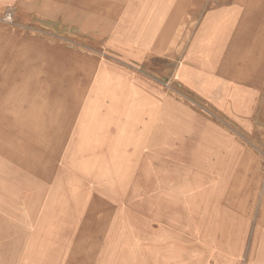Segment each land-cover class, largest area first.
I'll use <instances>...</instances> for the list:
<instances>
[{"label": "rangeland", "instance_id": "obj_1", "mask_svg": "<svg viewBox=\"0 0 264 264\" xmlns=\"http://www.w3.org/2000/svg\"><path fill=\"white\" fill-rule=\"evenodd\" d=\"M0 91V264L43 211L60 264L255 257L254 213L232 212L244 179L175 227L169 198L187 164L236 176L190 165L200 122L250 148L264 178V0H0ZM174 104L192 127L159 121Z\"/></svg>", "mask_w": 264, "mask_h": 264}, {"label": "crops", "instance_id": "obj_2", "mask_svg": "<svg viewBox=\"0 0 264 264\" xmlns=\"http://www.w3.org/2000/svg\"><path fill=\"white\" fill-rule=\"evenodd\" d=\"M10 95L11 94L8 96ZM12 95L14 99L15 93ZM2 96L5 95H3L2 91H0V101ZM14 105L15 104L8 106L15 109ZM182 112V110L180 111L178 109V105H171L169 113L170 117L166 115L163 116L162 111L161 117L163 119L159 121L170 120L171 123H174V125H176V123L177 125L183 124L185 129L188 126L192 127L193 125L191 119H189L187 115L185 113L183 114ZM171 126L173 127V125ZM196 126L199 130V137L197 141L199 146H201L206 153H203L200 149H197V152H195L193 156L190 157V165L197 162L196 165H203L205 167V171L212 173H216L218 170L219 172L235 170L236 176L229 178L214 177V179H212L207 175L201 176L199 174L200 169H197V171L194 172L193 168L189 167L188 164L186 165L185 169H175L172 177H170L172 182L176 181L175 188L170 193L169 198L172 204L170 208L171 213L169 215L170 223L173 227H175L178 222H182L180 224H183L186 213L188 216L191 212L189 205L190 202L198 206V211H200V204H204V212H208L206 205H208V203L214 202L217 199V193L209 191L210 188L214 187L215 189H222L225 185L231 189L237 188L242 184L241 179H244V189L242 190V185L240 189L237 190L239 192L245 193L244 197H241L243 202V210H240L242 212H237L235 210L232 212L235 217H241V214L247 210L248 211L246 214L254 213V215L252 214L254 216L252 219V224L254 227L249 236L251 240L255 241L253 247V253L255 254V257L250 260L249 264H264V178L262 177L263 171L260 169H255L257 155L250 148L238 145L234 138L225 137L223 133L212 123L200 122L199 124H196ZM207 156L208 159L210 157L213 159V161H207ZM202 157H204L205 160H203ZM161 169H165V166H161ZM207 169H210V171ZM222 175L225 176L229 174L222 173ZM243 176L247 178L245 179ZM191 189H195V193ZM253 202L256 205L254 206V212L251 206ZM219 207L230 209L229 206ZM192 211L194 210L192 209ZM234 216H232V218H234L233 220H236ZM47 223L48 218L46 216V212L43 211L36 221V225H39V230H33V233L29 237L28 243L26 244L27 246L24 248V253H20L19 251L21 250L18 251L16 248L17 254H15V257H18L16 258L17 264H60V251L58 249H50L49 247V237L45 233V229H47ZM204 223H202V227L201 225H197L196 228L199 230H201V228H206ZM239 238L243 239L245 237L240 236ZM13 260L15 261V259Z\"/></svg>", "mask_w": 264, "mask_h": 264}, {"label": "bare ground", "instance_id": "obj_3", "mask_svg": "<svg viewBox=\"0 0 264 264\" xmlns=\"http://www.w3.org/2000/svg\"><path fill=\"white\" fill-rule=\"evenodd\" d=\"M107 101V100H106ZM109 102V101H108ZM134 106V105H133ZM141 106H143V105H141ZM85 114V113H84ZM148 117H149V115H147ZM147 118V117H146ZM162 119V118H161ZM160 119V120H161ZM148 120V119H147ZM153 122H155V121H153ZM116 124V123H115ZM115 128V127H114ZM116 129V128H115ZM161 167V166H160ZM176 182V181H175Z\"/></svg>", "mask_w": 264, "mask_h": 264}]
</instances>
